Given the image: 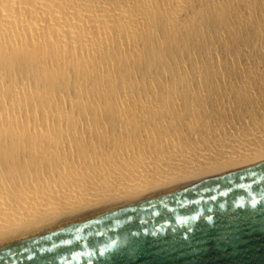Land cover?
Segmentation results:
<instances>
[{
    "label": "bare ground",
    "instance_id": "obj_1",
    "mask_svg": "<svg viewBox=\"0 0 264 264\" xmlns=\"http://www.w3.org/2000/svg\"><path fill=\"white\" fill-rule=\"evenodd\" d=\"M264 162V0H0V249Z\"/></svg>",
    "mask_w": 264,
    "mask_h": 264
},
{
    "label": "water",
    "instance_id": "obj_2",
    "mask_svg": "<svg viewBox=\"0 0 264 264\" xmlns=\"http://www.w3.org/2000/svg\"><path fill=\"white\" fill-rule=\"evenodd\" d=\"M0 264H264V162L1 248Z\"/></svg>",
    "mask_w": 264,
    "mask_h": 264
}]
</instances>
